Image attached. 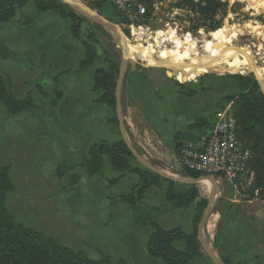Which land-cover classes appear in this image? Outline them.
I'll return each instance as SVG.
<instances>
[{"label": "rangeland", "instance_id": "374dc122", "mask_svg": "<svg viewBox=\"0 0 264 264\" xmlns=\"http://www.w3.org/2000/svg\"><path fill=\"white\" fill-rule=\"evenodd\" d=\"M77 1L83 2L92 8L86 0ZM196 2H199V0H196ZM251 2L249 0H223V3L226 4V11L222 12L217 18L220 23L219 30L200 28L198 31L195 29L194 14L175 7L176 0H169L162 3L153 2L152 10L146 4L148 11L151 12L149 19H153V21L142 22V26H149L152 34L156 32L160 34L163 32H172L176 37L181 39L184 49H180L179 53L178 51L173 53L167 49L173 47L171 42L166 41L162 44L163 49L166 48L162 52H166L174 58H181L182 55L187 54L192 49L190 47L191 44L199 37L205 39L204 43L198 44V50L202 54L217 51L214 48L216 45L215 34L220 30L227 31L232 36L230 46L235 44L239 47H249L252 50L251 52L255 61L258 63V67L264 73V39L257 38L254 34L252 35L251 30H246V33H243L244 36L231 32L237 27L247 24L264 27V9L247 10ZM33 6L34 4L31 2L26 8ZM96 11H101L102 15H105L112 23L118 25L120 29L124 28L123 21L118 17L117 12L112 6L106 5L103 6L102 10ZM92 26H97L100 29ZM130 32V37H128L123 29L124 38L132 46L148 50L153 49V43L150 45L144 41L137 44L135 42V39L138 38L135 34L136 32L134 33L131 30ZM82 41L87 42L99 52L100 58L94 62L96 68L101 69L103 67L105 63L104 59H106V56L108 57L106 52H109L111 58L119 66L122 55L121 51L115 44L113 36L105 29L92 22L85 21L81 26ZM79 44L80 52L84 59L85 49L80 42ZM260 45L262 46V52L258 51ZM1 51L2 49H0ZM105 67L104 69L108 68L107 63ZM13 68H15V64L13 62L10 63V58L0 57V75L4 76V78H11L13 94L17 98H23L30 91L33 93V98L36 97L35 106L44 107L46 104L49 105L45 101L46 98H40L38 95L41 94L38 89V84L50 85V87L46 88V94L50 99L52 97L50 92H52L51 88L54 85V79L43 78V80L37 81L32 77L30 78V85L32 86L28 88L22 80L15 77L16 71ZM131 68L139 71L153 68L151 74L160 76L162 79H166L165 73H167L168 77L172 78L176 85L180 86V89L183 87L185 91L206 92L211 89L208 87L209 84H215L219 90L222 89V94H215V96H223L218 103L223 98L233 96L239 92L238 85L234 79L238 75L253 77L264 93V82H261L255 73L230 74L222 70L225 68V65H222L219 71L205 72L200 70L195 75H189L182 73L181 70L175 71L165 66L150 67L135 58H130L128 70H131ZM72 100V95H69L67 97V104L62 103L60 105L56 113V118L52 119L53 124L50 125V129L48 122H46L47 118L37 113L39 112L38 109L30 111L29 113L26 112L27 115L23 113L21 116L10 118L6 115L3 105L0 103L5 114L0 115V165L11 166V176L15 184L14 192L6 198V207L16 217L17 221L23 223L28 229L43 233L62 245L74 251L81 252L91 259L100 260L108 258L113 263L118 262L120 259H125L127 264H165L161 260L156 262L150 261L151 259L148 257L147 259H143V254L148 253L147 245L153 230L140 226L135 221L130 207L123 206L116 209L110 206H104L103 200H105L106 193H109L107 196L125 195L120 194L125 193L121 189L122 185L115 186L114 188L111 186L107 190L108 188L100 187V179L90 178L83 171L76 173L81 177V181L76 186L71 185L72 174H67L63 179H59L56 176V169L61 161L68 160L81 163L83 156L88 153L85 150L80 151L84 147V141L80 137V134L86 133L88 121L87 118H82L79 110L81 107L79 106L80 104L71 102ZM230 111L233 113L232 109ZM113 117L114 113L112 112ZM115 117L117 118V112H115ZM216 121L217 118L215 123ZM115 127L117 131L120 130L119 126ZM138 147L140 148V146ZM87 148L86 146L85 149L89 150ZM142 156L164 171L179 177L187 176L181 167H174V165L162 166L159 162L150 160L145 154ZM130 164L133 168L148 171L136 160H131ZM218 181V197L209 219L211 220L212 218L216 229H214V234L210 241L206 236L217 255L218 253L214 246L215 236L219 229L216 215L223 210L229 196H237L238 194L241 201L249 197L248 190L250 188L251 178L248 179L246 176L239 178L240 184H236V181L229 183L222 179ZM93 182H95L97 188L93 186ZM161 183L163 184V190H166L169 183H164L162 179ZM196 186L201 198L209 200L210 192L208 187L205 184H198ZM177 187L176 185L175 188ZM154 192L157 195H154ZM144 201L146 205L155 206L159 203V205H162L165 202L164 196L162 195L161 197V195H158L157 190L154 188L148 191ZM122 211L124 213H120ZM155 216L154 211H149L146 207H142L138 218L140 220H149ZM164 217L166 218L165 221L168 220V223H170L169 225H186V220L181 217ZM161 219L163 218L158 217L157 222L159 224L165 223ZM220 258L222 259V257ZM198 262L195 264H200ZM207 264L213 263L208 259Z\"/></svg>", "mask_w": 264, "mask_h": 264}, {"label": "trees", "instance_id": "16d2710c", "mask_svg": "<svg viewBox=\"0 0 264 264\" xmlns=\"http://www.w3.org/2000/svg\"><path fill=\"white\" fill-rule=\"evenodd\" d=\"M167 1L169 0H143L142 2L149 5L152 10L153 2ZM31 2L34 4L38 16L53 12L61 18L69 20L72 36L85 49L84 59L73 68L61 72L54 78L56 99L52 104L56 105L63 96L58 83L59 78L67 75H79L85 70L92 69L95 60L100 58V54L87 42H81V26L87 20L57 0H0V24L11 23L16 18L17 12ZM91 6L94 10H102L105 5L91 4ZM175 7L194 14L196 31L200 28L219 30L220 23L217 18L226 11V4L223 3V0H199V2L196 0H176ZM150 16L151 12L148 11L143 23L151 21ZM118 17L120 18L119 15ZM122 24H125L124 21ZM92 27L100 29L97 26ZM125 33L130 37V30L126 29ZM106 53L108 57L106 56L104 62L108 64V68L97 69L94 72L93 91L102 93L97 102L114 113V117L109 119L106 124L116 129L115 126H119L115 117L117 107L115 94L119 66L111 58L109 52ZM234 79L239 92L223 98L216 105L213 113L197 118L193 124L188 126L190 134L184 136L176 147L179 155L184 141L194 140L198 136L212 131L215 127L217 114L230 107L237 122V138L250 156V173L246 175V178H251L248 190L249 197L243 200L246 204L242 203L237 206L236 212L254 219V214L264 208V93L253 77L238 75ZM11 86V78H4L0 75V103L8 117L21 116L23 113L36 109L32 92L29 91L23 98H17L13 94ZM181 88V94L185 96L195 97L198 94L196 91H185L183 87ZM38 89L42 93L40 86ZM131 160H135V158L123 140L116 143L101 141L89 149L88 153L83 156L81 163L68 160L61 161L56 169V176L63 179L67 174H72L71 185L76 186L81 181V177L76 174L78 171H83L90 178L102 176L107 162L114 171L124 176L138 175L140 185L135 187L130 194L113 200L116 203L130 206L136 215L147 191L151 187L162 189L163 184L161 183L162 178L156 174L133 168L130 164ZM182 171L188 177H203L184 168ZM163 181L169 183L166 189V200L172 203L176 209H187L195 205L194 232L186 234L181 228L167 231L156 223H141L137 219L140 226L151 225L154 227V232L147 245L149 256L161 260L165 264H195L197 261L209 259L198 237V226L208 206V200L201 198L197 186H191L186 194H180L176 191L175 183ZM115 183L116 181L110 182L112 185ZM236 184H240L239 179L236 180ZM14 190L15 184L11 176V166L0 165V264H127L125 259H120L116 263L108 258L91 259L43 233L28 229L23 223L17 221L16 217L6 207V198ZM254 200L256 201L254 204H247V202ZM222 260L225 264H233L228 258H222Z\"/></svg>", "mask_w": 264, "mask_h": 264}, {"label": "crops", "instance_id": "0c3cea01", "mask_svg": "<svg viewBox=\"0 0 264 264\" xmlns=\"http://www.w3.org/2000/svg\"><path fill=\"white\" fill-rule=\"evenodd\" d=\"M0 49H2L0 54H3L0 57L10 58V63L15 64L13 68L16 71L15 77L22 80L28 88L32 86L30 78L33 77L37 81L43 78L53 80L58 74L73 68L83 59L80 44L71 34L70 21L53 12L38 16L34 6L18 11L11 23L0 24ZM105 65L106 63L101 68H106ZM96 69L98 68L95 65L79 75L60 77L58 83L63 96L56 105L52 104L56 99L54 85L50 92L52 97L49 99L46 88L50 85L38 84L42 88V93L38 95L40 98H46L45 101L49 105L36 106V109L39 110L37 113L47 118L49 129L60 105L67 104L69 95L73 97L71 102L80 104L79 110L82 118H87L88 121L86 133L80 134L84 141L81 152L83 150L88 152L89 150L85 149L86 146L90 149L101 141L116 143L123 139L120 130L117 131L106 124L112 118V111L97 102L101 93L93 91L94 70ZM152 69L139 71L131 68L127 70L122 91V107L127 134L132 144L137 146L136 149L140 154H145L150 160L157 161L162 166L181 167L177 143L190 134L188 126L193 124L197 118L214 112L218 101L223 97L222 95L215 96V94H222V89L219 90L215 84H209L208 87L211 89L206 92L196 91L198 94L195 97H188L181 94L182 88L180 89V86H177L167 73H165L166 79H162L160 76L152 75ZM34 98L36 104V97ZM1 114L5 115L0 105ZM95 178L100 179V187L108 188L107 190L111 186L114 188L122 185L121 189L125 193L120 194L125 195L130 194L135 187L140 185L138 175L124 176L114 171L108 162L104 175ZM111 181H116V183L112 185ZM93 186L97 188L95 182ZM177 186L176 191L180 194H186L190 190L188 186ZM153 188L157 190L158 195L164 196V204L146 205L143 199L136 215L131 209L135 221L137 222L138 219L141 223H156L167 231L181 228L187 234L193 233L195 205L178 210L166 200V190L155 187L150 189ZM107 194L109 193H106L105 200H103L105 207L110 206L117 209L127 206L113 201L125 195L107 196ZM154 195H157L156 192ZM227 200L223 210L216 215L219 229L215 236L214 246L218 255L228 258L233 264H264V208L258 210L252 219L236 212L237 206L245 203L239 199L238 194L229 196ZM255 202V200L249 201L247 204ZM142 207L154 211L156 216L149 220H140L138 215ZM164 216L181 217L186 220V225H169L170 223L168 220L165 221ZM158 217L163 218L161 220L165 223L159 224ZM144 227L151 228L154 232V227L151 225ZM147 257L151 259L150 261H159L151 258L148 253H144L143 259ZM207 261L208 259H203L198 263L207 264Z\"/></svg>", "mask_w": 264, "mask_h": 264}, {"label": "built area", "instance_id": "2783aa9c", "mask_svg": "<svg viewBox=\"0 0 264 264\" xmlns=\"http://www.w3.org/2000/svg\"><path fill=\"white\" fill-rule=\"evenodd\" d=\"M86 2L90 5L112 6L124 21V28L134 33L138 31L136 43L138 40L144 42L145 38H148L142 34L151 31L149 26H142L141 23L148 15L147 6L142 0H86ZM236 130L237 122L230 107L219 112L212 131L194 140L184 141L179 151L181 168L203 177H214L217 181L222 179L229 183L248 175L250 156L238 140Z\"/></svg>", "mask_w": 264, "mask_h": 264}, {"label": "bare ground", "instance_id": "6f19581e", "mask_svg": "<svg viewBox=\"0 0 264 264\" xmlns=\"http://www.w3.org/2000/svg\"><path fill=\"white\" fill-rule=\"evenodd\" d=\"M249 1H252L253 3L251 2L248 5L247 10L248 9L257 10L259 8L264 9V0H249ZM246 30L247 31L251 30L252 35L254 34L255 36H257V38L260 37L264 39V27H258L257 25L252 26L247 24L245 26H239L235 30H232L231 32L242 36ZM135 32L137 35L138 31ZM142 34L144 37H148L145 39V43L147 44L149 43L150 45L151 43H153L152 46L153 49L148 50V49H142L141 47H134L129 43V41H127L123 37V45L126 51V55L129 59L135 58L143 63H146L150 67L165 66L172 68L175 71L181 70L182 73L189 75H195L200 70L205 72L219 71L220 67L222 65H225V68L222 69L223 71H226L230 74L255 73L258 79L261 82H264V73L258 67L257 65L258 63L255 61L253 54L251 52L252 50L249 47H239L236 46L235 44H233V46H230V41L232 39L231 38L232 36H230L227 33V31L220 30L215 34L216 45L214 44V42L213 44L215 45L214 48H216L217 51L208 54H202L198 50V44L204 43L205 39H203V37H199L196 40H194V42L192 41L193 44H191L190 46L192 47V49L189 52L187 51L188 52L187 54L182 55L181 58H174L172 55L166 52H162V50L166 49V48L163 49L162 46V44L166 41L171 42V44L173 45L171 49L167 48L171 50V52L173 53H176V51H178L179 53V50L183 48V41L178 37H176L172 32H167V33L163 32L162 34H160L159 32H156L154 34H152L151 32L150 33L142 32ZM124 41L126 42V44ZM137 44H140L139 40ZM258 49L259 52H262L261 45L258 47ZM201 184H205L206 187H208V190L210 191L211 184L208 181H204ZM215 227L216 226L214 225V221L212 220V218L211 220H208L205 226V234L209 241L214 234V229H216Z\"/></svg>", "mask_w": 264, "mask_h": 264}, {"label": "water", "instance_id": "95a60500", "mask_svg": "<svg viewBox=\"0 0 264 264\" xmlns=\"http://www.w3.org/2000/svg\"><path fill=\"white\" fill-rule=\"evenodd\" d=\"M69 7L73 12H75L78 16L85 18L87 21L92 22L95 25H98L109 32L114 40L115 44L121 51V61L119 65V75L117 80V87H116V112H117V120L119 122V129L122 134L123 141L125 142L126 146L128 147L131 154L134 156L135 160L143 166L148 171L156 174L163 180L168 182L175 183L176 185H183V186H196L201 184L204 181H208L211 184L210 189V196L208 200V206L204 211L202 220L198 226V237L201 243V246L206 253L207 257L211 260L213 264H225L224 261L214 252L213 248L210 246L206 235H205V226L210 216L212 214L213 208L215 206L217 197H218V185L219 182L214 177H200V178H192V177H179L177 175H173L163 169L155 166L147 159H145L135 148V146L130 141L125 124V115L122 107V91L123 85L125 81V77L128 70L129 58L126 55V51L123 45V29L114 23H112L105 15H102L101 11H96L91 7L87 6L83 2L77 0H58Z\"/></svg>", "mask_w": 264, "mask_h": 264}]
</instances>
